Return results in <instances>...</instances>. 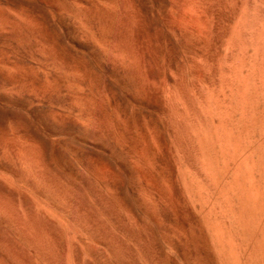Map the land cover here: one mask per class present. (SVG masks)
I'll return each mask as SVG.
<instances>
[{
	"label": "bare ground",
	"instance_id": "bare-ground-1",
	"mask_svg": "<svg viewBox=\"0 0 264 264\" xmlns=\"http://www.w3.org/2000/svg\"><path fill=\"white\" fill-rule=\"evenodd\" d=\"M0 264H264V0H0Z\"/></svg>",
	"mask_w": 264,
	"mask_h": 264
}]
</instances>
